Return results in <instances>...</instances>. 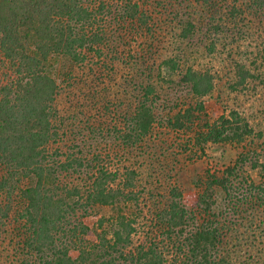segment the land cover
<instances>
[{
	"label": "trees",
	"instance_id": "1",
	"mask_svg": "<svg viewBox=\"0 0 264 264\" xmlns=\"http://www.w3.org/2000/svg\"><path fill=\"white\" fill-rule=\"evenodd\" d=\"M165 6L180 9L162 32L183 23L172 28L181 41L229 21L264 26V0H0V264H264V185L251 176L264 174L260 131L238 110L212 120L210 71L158 86L190 96L165 95L163 114L127 89L113 109L96 98L105 71L163 69L152 37ZM237 69L234 92L249 79ZM226 142L242 150L233 166L182 181L176 154Z\"/></svg>",
	"mask_w": 264,
	"mask_h": 264
},
{
	"label": "rangeland",
	"instance_id": "2",
	"mask_svg": "<svg viewBox=\"0 0 264 264\" xmlns=\"http://www.w3.org/2000/svg\"><path fill=\"white\" fill-rule=\"evenodd\" d=\"M178 9H180L178 6L155 8V12L158 15L155 16L158 21L157 28L160 32H157L156 37H152L159 48V53L154 56L155 62L153 64L155 69L160 66H162L163 69L156 71H149L148 69V71L144 70L143 72L139 70L134 79L132 77V70L125 66H122L121 69L117 68L116 72L105 71L106 77L104 83L100 84L101 81H97L99 85H96V88L99 86V98L97 95L96 98L100 101L104 94V101L113 109L117 105H122L119 104V102L122 100V102H124V97L121 96L120 92L127 89L129 94L126 97L131 96V100H137L138 96H140V98L143 96V100L157 101L159 104L158 106H160V114H163L162 110L168 106L165 101V95H168L172 102L176 99H182L185 96L190 98V96L187 95V90L169 91L165 94V91L162 92V90H159L158 86L168 84L166 81H170L171 79L180 82L183 77L182 75L185 74L188 68H194L198 71H210L215 78V91L211 96L203 100L206 105L207 113L212 120H216L224 114H229L231 110H238L251 121H255L256 134L260 131L257 135H259V138L261 137L257 142L263 144L259 147L258 151L261 152L264 157V26L260 24L255 25L254 23H247L246 26L242 23L238 26L235 25L234 22L229 21L230 23L219 25L220 32L217 34L213 31V33H207V38L202 34H198L196 37H192V40L188 38L181 41L177 37L179 32L174 33L172 28L175 27V29H179L185 24L180 23L176 27L173 23L166 33L162 32V28L159 25L163 23V20L168 23L173 22L170 20L176 18L174 15L178 14ZM194 10L195 8L193 6L188 8L187 12L191 14ZM198 18L200 17L198 16ZM234 28L236 30H233ZM233 31L238 33L236 39L228 35L232 34L231 32ZM174 34L176 37H174ZM227 35L230 36V38L227 37ZM212 42L217 44V51L215 53L210 52L208 49V47L212 45ZM179 58L181 60L179 63V71L173 73L170 67L167 66L168 61L171 59L178 61ZM240 63L246 65V70H248L249 73L245 75L248 76L249 79L246 88H241L239 91L234 92L231 87L235 84L236 80H238V78H236L238 77L237 66ZM151 64L152 61L150 62V65ZM148 75H153V77L156 78L155 83H149ZM178 76L180 77L178 78ZM151 84H153L155 90L149 87ZM94 90L96 92V89L93 87L91 91ZM106 95L108 99H105ZM159 95L163 99H157ZM79 99L81 100L82 97H79ZM185 100L189 104L190 102L191 104L196 103L194 99ZM94 106H96V104ZM167 110L169 109H166V111ZM175 111H177V109ZM109 120H111V118ZM98 125L99 123H96V127ZM99 127L102 128V126ZM92 144H94V142H92ZM178 150L181 152V148H178ZM104 152L105 151H103L102 155L106 154ZM241 152V147L238 146V144L226 142L223 147L218 146L209 148L206 154H200L201 157L196 156L194 152H181L183 155L176 154L181 165L185 166L184 171L181 170L183 173H180L181 179L182 181L190 180L189 182H191V180H194L196 177H204L207 171H214V168H216V171H222L228 166H233ZM143 161V158L139 159V162ZM251 176L256 184L264 185V174H262L260 170L251 171ZM183 189L184 202L187 206L191 207L197 197V191L191 183H186ZM92 222L93 220H88L89 224ZM3 253L8 255V252Z\"/></svg>",
	"mask_w": 264,
	"mask_h": 264
}]
</instances>
